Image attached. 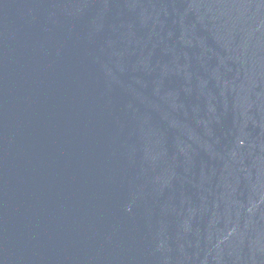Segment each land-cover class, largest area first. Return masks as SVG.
Listing matches in <instances>:
<instances>
[{
    "label": "water",
    "instance_id": "obj_1",
    "mask_svg": "<svg viewBox=\"0 0 264 264\" xmlns=\"http://www.w3.org/2000/svg\"><path fill=\"white\" fill-rule=\"evenodd\" d=\"M0 264H264V0H0Z\"/></svg>",
    "mask_w": 264,
    "mask_h": 264
}]
</instances>
